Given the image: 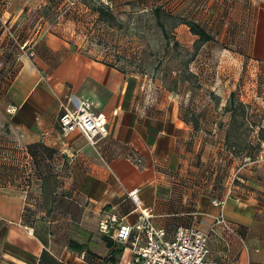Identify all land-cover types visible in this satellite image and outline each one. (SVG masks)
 Segmentation results:
<instances>
[{"label": "crops", "instance_id": "obj_1", "mask_svg": "<svg viewBox=\"0 0 264 264\" xmlns=\"http://www.w3.org/2000/svg\"><path fill=\"white\" fill-rule=\"evenodd\" d=\"M46 1L0 0V152L22 155L29 172L30 161L38 164L30 190L2 184L0 173V264H130V249L100 229L111 214L137 220L130 190L140 189L155 224L173 236L181 224L206 226L211 218L200 222L193 213H217L212 199L232 182L224 213L237 234L228 253L211 237L210 256L264 264V164H255L261 153L255 160L231 150L224 133H208L175 104L138 103L123 69L47 30ZM249 1L245 50L264 68V0ZM29 38L32 55L21 48ZM70 95L93 99L104 113L108 135L97 144L78 130L62 134L60 99ZM240 166L244 182L234 179Z\"/></svg>", "mask_w": 264, "mask_h": 264}, {"label": "rangeland", "instance_id": "obj_2", "mask_svg": "<svg viewBox=\"0 0 264 264\" xmlns=\"http://www.w3.org/2000/svg\"><path fill=\"white\" fill-rule=\"evenodd\" d=\"M251 3L47 0L41 14L48 31L56 30L92 55L123 69L133 80L138 103L154 108L175 104L181 115L204 125L208 133L215 134L217 128L228 135L237 145L236 151L252 158L261 153V161L255 163L261 165L264 68L247 57L242 32ZM157 6L162 8L160 19L154 11ZM100 7L110 11L106 18L100 15ZM184 19L201 24L213 39L199 44ZM19 156L9 162L0 159L7 162L2 166L18 170L5 176L7 181L2 184L30 190L38 164L34 167L30 161L32 171L25 176L29 166Z\"/></svg>", "mask_w": 264, "mask_h": 264}, {"label": "built area", "instance_id": "obj_3", "mask_svg": "<svg viewBox=\"0 0 264 264\" xmlns=\"http://www.w3.org/2000/svg\"><path fill=\"white\" fill-rule=\"evenodd\" d=\"M21 48L28 50L31 55L34 54L30 38L21 44ZM60 106L62 111L59 122L64 136L78 130L90 143L97 144L98 140L108 135L105 115L96 109L93 99L70 95L60 99ZM15 109V106H8L9 111L13 112ZM0 154L2 159L8 162L9 157L11 159L12 153L8 148L4 147ZM240 168L242 166L235 172L236 177ZM29 171L28 169L25 172V176L29 175ZM233 189L232 182L225 196L212 199L214 206L219 207L217 213L209 214L205 211L193 213L200 222L209 216L211 220L206 222V226H201L200 223L181 224L176 227L174 235L170 236L165 228L155 224L153 209L143 205L139 195L140 189L136 187L128 194L138 211L137 220L131 223L111 214L101 219L100 229L104 232L112 230L113 237L130 249L132 253L130 264H229L227 255L220 259L210 256L212 251L209 239L215 236L223 243L227 253L230 250L231 235L237 234V230L234 223L226 217L224 207Z\"/></svg>", "mask_w": 264, "mask_h": 264}, {"label": "trees", "instance_id": "obj_4", "mask_svg": "<svg viewBox=\"0 0 264 264\" xmlns=\"http://www.w3.org/2000/svg\"><path fill=\"white\" fill-rule=\"evenodd\" d=\"M99 10V13H100V15L102 16V17H105L106 15H109L110 13V11H108L106 8H104V7H100V8H98ZM162 8L160 7V6H157V7H155L154 8V11H155V13H157L156 15H157V17L160 19V16H161V12H162V10H161ZM106 18V17H105ZM183 22L184 23H186L187 25H188V27H189V29H191L190 31L193 33V34H195V35H197L198 36V38H197V42L199 43V44H203V43H207V41H210V40H212L213 39V35L209 32V31H207L201 24H199L198 22H196V21H194L193 19L192 20H189V19H184L183 20ZM234 95H235V93H234V91L233 92H231V97H234ZM229 110V109H228ZM232 110V109H231ZM226 141H227V143H228V146H230V149L231 150H235L236 151V149H235V146H237L236 144H233L230 140H229V137H228V135L226 136ZM250 155V154H249ZM259 155H256V156H254L253 158H252V156L250 155V157H251V159H255V160H257L259 157H258ZM4 164V163H3ZM0 168H1V175H4V176H8V175H11L13 172H16V171H18L17 170V168L16 167H14V166H6V165H3L2 166V163L0 164ZM36 172V174H37V172L38 171H35ZM30 174V173H29ZM235 180H238V181H240V182H244V181H241L240 180V178L239 177H236L235 178ZM109 243V242H108ZM75 245H76V249L79 251H82L83 249H84V245L83 244H78V243H75ZM109 245H110V243H109Z\"/></svg>", "mask_w": 264, "mask_h": 264}]
</instances>
